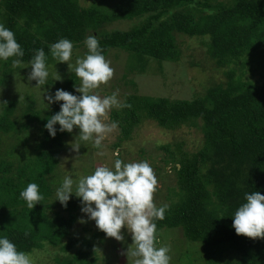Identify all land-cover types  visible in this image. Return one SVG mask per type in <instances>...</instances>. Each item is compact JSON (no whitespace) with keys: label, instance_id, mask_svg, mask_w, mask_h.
I'll return each instance as SVG.
<instances>
[{"label":"trees","instance_id":"16d2710c","mask_svg":"<svg viewBox=\"0 0 264 264\" xmlns=\"http://www.w3.org/2000/svg\"><path fill=\"white\" fill-rule=\"evenodd\" d=\"M79 2L0 0V23L14 32L24 50L20 65L13 66L16 57L0 61V85L16 80H8V73L20 72L35 50L43 48L46 66H50L46 83L55 85L50 95L63 89L79 96L74 87L79 78L65 62L56 63L49 45L67 38L75 57L85 38L94 34L115 69L111 91L123 97L121 105H129L111 108L120 133L114 149L126 146L144 122L170 131L186 126L201 134L193 148L186 147L182 138L160 146L175 184L167 187L170 203L164 219L154 220L156 241L162 242V229L180 228L181 239L189 243L185 264H264V238L237 235L231 218L246 192L264 195V0H113L108 8L95 0L90 5ZM117 20L134 23L126 30L108 29ZM184 36L198 39L205 48L211 78L204 93L170 98L138 90L135 77L154 73V65L160 68L163 62L178 61L177 38ZM111 56H119L123 64L125 56L127 71L124 65L112 63ZM53 72L61 79H52ZM214 73L222 78H215ZM103 89L108 96L112 94L110 88ZM1 95L0 234L28 254L46 247L54 264H113L100 261L93 245L104 232L71 237L82 207L80 198L71 194L66 207L56 208L50 202L52 187L64 178L60 153L72 132L57 130L52 137L44 125L63 102H53L48 108L38 105L31 89L21 96L17 91ZM55 127L59 129L58 124ZM79 178L73 179V190ZM29 182L38 184L43 196L32 209L19 196Z\"/></svg>","mask_w":264,"mask_h":264},{"label":"clouds","instance_id":"9594fccd","mask_svg":"<svg viewBox=\"0 0 264 264\" xmlns=\"http://www.w3.org/2000/svg\"><path fill=\"white\" fill-rule=\"evenodd\" d=\"M87 49L84 56L77 57L75 67L68 64L73 52V43L67 38H60L49 45L52 58L57 62H66L79 78L78 86L74 85V95L63 89H57L53 95L45 96L47 108L53 102H60V110L51 115L44 125L50 136L55 137L60 132L79 129L81 141H92L93 147H102L105 134L113 131L117 123L102 122L111 107H121L117 99V92L109 96L100 97L92 94L91 90L107 83L113 76L110 62L102 54L97 37L89 35L84 40ZM24 50L15 39L14 32L0 23V61L12 60L13 66L21 64L19 57H23ZM28 80H35L36 86H44L49 76L46 67V55L43 48L36 49L29 60ZM56 74L55 80H60ZM44 91H46L44 89ZM6 104V103H5ZM59 125V129L55 125ZM76 136V137H77ZM81 145L71 144L73 151L78 152ZM73 179L65 176L56 188V199L63 206H67L71 194L80 198L81 212L88 219L94 220L98 230L107 237L117 241L123 239L122 227L131 233L133 247H128L127 257L134 259L133 264H169V249L166 246H156V224L154 220L164 219L167 206L157 207L153 202L157 179L152 167L147 161L123 162L117 158L113 167L97 166L90 175L79 178L73 190ZM19 196L29 209L43 200L38 184L27 183ZM54 200V201H55ZM232 228L237 235L249 238H264V195L258 191L246 192L244 202L231 215ZM80 222H85L83 218ZM0 264H31L29 254L17 250L10 239L0 234Z\"/></svg>","mask_w":264,"mask_h":264},{"label":"rangeland","instance_id":"374dc122","mask_svg":"<svg viewBox=\"0 0 264 264\" xmlns=\"http://www.w3.org/2000/svg\"><path fill=\"white\" fill-rule=\"evenodd\" d=\"M103 8H108L109 4L113 0H95ZM93 0H80L81 5H90ZM134 21L129 20H117L110 23L108 29L110 28H119V29H129L133 25ZM179 41L180 57L176 62H163L162 67H157L154 65V73L146 72L143 75H138L135 77L134 82H136V87L142 92H147L145 94L152 96H167L170 98H192L201 95L206 90L208 85V80L210 83L211 71L208 69V62L205 59V48L199 42L198 39L190 38L184 36L182 38H177ZM84 46L78 49V56H71L70 60L67 62L70 65H75L77 57H83L82 51H84ZM85 53V51H84ZM119 57V56H118ZM114 58L111 56L113 62L116 66L122 67L124 65L125 71L129 68L126 64L125 56L122 58ZM198 62V65L190 64V61ZM110 62V60H109ZM65 62V65H67ZM152 64L154 62H151ZM205 65V67H204ZM28 66L26 63L24 66H20L21 70L10 71L7 76L8 80L0 85V101L2 99L1 94L12 96L16 91L19 92V96L24 95L25 92H28L30 89L35 92V100L38 105H46L48 103L45 96L50 95L55 85L48 86H36L35 80H28V73L31 71V67L22 69L23 67ZM153 66V67H154ZM47 69L50 66H46ZM117 67V68H118ZM204 67V68H203ZM1 70V68H0ZM113 69V75H114ZM3 71H6L3 69ZM49 71V70H48ZM56 72L51 74V78L55 80ZM215 78H222L221 74L214 73ZM60 76V74H59ZM2 71H0V79H2ZM61 77V76H60ZM113 77V76H112ZM57 81V80H55ZM207 81V82H206ZM2 82V80H0ZM79 82V81H78ZM114 81L109 80L105 84H101L98 88L91 90L92 94H96L100 97L108 96L106 94L107 90L104 91L103 88L111 90L114 87ZM44 89L46 91H44ZM97 90V91H96ZM113 93V91H111ZM116 92V91H114ZM78 94V92H76ZM117 95V99L121 103L123 97ZM7 98V96H6ZM116 107V106H113ZM112 108V107H111ZM111 108L107 110L106 115L101 117L102 122L106 124H111L113 122L111 118ZM20 110V109H19ZM78 128H75L72 131V135L67 138L66 148L60 153V169L63 172L61 176L65 177L74 176L72 179L79 178L85 175H90L95 167L97 166H107L109 168L113 167L116 157H120L123 162H138V161H147L153 169V172L157 179L156 191L153 193V202L157 207L169 205L170 200L166 198L167 187L175 184V179L173 172L171 170V165L164 162V157H166L164 150L161 149V145L170 143L173 140L183 139L185 145L188 148H193L199 144L201 141L200 132L196 131L194 128H187L186 126H181L176 130L170 131L162 129L155 126L151 121L149 124L146 122L139 128L137 133H133L132 138L126 142V146H121L120 149H114L112 144L116 141L119 133V127L117 126L113 131L106 133L105 138L102 140V147L97 149L93 147L92 141H81L76 136L79 134ZM6 141V140H5ZM81 145L79 151H73L71 148L72 143ZM142 150V153H140ZM73 170V172H72ZM57 182V181H56ZM60 182V181H59ZM61 184V183H59ZM59 185L56 183L53 186L54 195L50 198V202L56 204V208L61 204L56 199V188ZM55 200V201H54ZM54 201V202H53ZM83 218L85 222L81 223L80 219ZM88 227L91 229L89 232L84 231L82 228ZM98 230L95 221L88 219L86 214L81 212L79 209V215L76 222L74 223L70 235L71 237H76L79 239L82 236H88L93 231ZM162 242L156 241L160 246H166L169 251L168 255L170 256L169 264H185L188 261V256L185 254V250L189 246L188 241L185 242L181 239L182 231L180 228H164L160 231ZM121 234L123 239L117 241L115 238L107 237L105 233L100 237L98 236L93 242L94 247L96 248V253L99 256V260L102 262L111 261L113 264H133L134 259L131 256L126 255L128 247H133L131 245L132 238L131 233L128 232L125 228L122 227ZM181 246L183 244L184 247ZM48 247V246H47ZM158 247V246H157ZM46 248V247H45ZM45 248L35 250L29 254L31 264H54L53 254L49 253ZM181 253L183 259H180L178 253ZM183 260V261H182Z\"/></svg>","mask_w":264,"mask_h":264}]
</instances>
